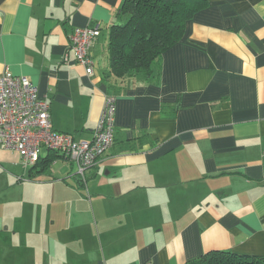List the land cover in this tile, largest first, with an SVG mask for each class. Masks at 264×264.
I'll return each mask as SVG.
<instances>
[{"label": "crops", "instance_id": "obj_1", "mask_svg": "<svg viewBox=\"0 0 264 264\" xmlns=\"http://www.w3.org/2000/svg\"><path fill=\"white\" fill-rule=\"evenodd\" d=\"M123 3L0 0V76L30 79L56 131L91 141L117 99L114 145L84 177L55 151L26 166L0 149V264L264 257V0H205L147 81L109 73ZM96 26L88 74L70 39Z\"/></svg>", "mask_w": 264, "mask_h": 264}, {"label": "built area", "instance_id": "obj_2", "mask_svg": "<svg viewBox=\"0 0 264 264\" xmlns=\"http://www.w3.org/2000/svg\"><path fill=\"white\" fill-rule=\"evenodd\" d=\"M100 36L99 26L77 27L71 33L75 59L88 74L94 72L90 49ZM116 112V97L107 95L93 139L77 141L54 129L51 106L40 97L38 87L7 69L0 76V149L16 151L26 166L37 164L43 149L55 151L73 162L77 174L84 177L114 145Z\"/></svg>", "mask_w": 264, "mask_h": 264}, {"label": "trees", "instance_id": "obj_3", "mask_svg": "<svg viewBox=\"0 0 264 264\" xmlns=\"http://www.w3.org/2000/svg\"><path fill=\"white\" fill-rule=\"evenodd\" d=\"M205 0H124L109 33V73L149 80L163 54L183 37ZM47 166H43L46 169ZM187 264H264V257L210 251Z\"/></svg>", "mask_w": 264, "mask_h": 264}, {"label": "rangeland", "instance_id": "obj_4", "mask_svg": "<svg viewBox=\"0 0 264 264\" xmlns=\"http://www.w3.org/2000/svg\"><path fill=\"white\" fill-rule=\"evenodd\" d=\"M50 172V171H49ZM46 176H49V175H46ZM1 248H2V245L0 244V250H1ZM2 251H5V250H2Z\"/></svg>", "mask_w": 264, "mask_h": 264}]
</instances>
